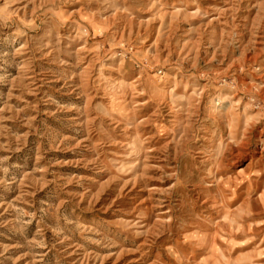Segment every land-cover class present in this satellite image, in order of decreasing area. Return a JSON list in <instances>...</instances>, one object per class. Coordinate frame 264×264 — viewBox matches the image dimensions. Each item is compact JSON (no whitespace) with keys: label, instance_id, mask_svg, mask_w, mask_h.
<instances>
[{"label":"rangeland","instance_id":"1","mask_svg":"<svg viewBox=\"0 0 264 264\" xmlns=\"http://www.w3.org/2000/svg\"><path fill=\"white\" fill-rule=\"evenodd\" d=\"M0 264H264V0H0Z\"/></svg>","mask_w":264,"mask_h":264}]
</instances>
